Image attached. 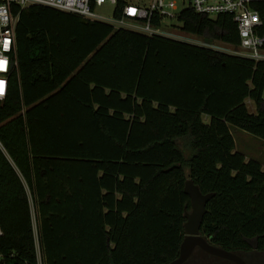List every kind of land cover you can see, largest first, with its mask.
<instances>
[{
  "label": "trees",
  "instance_id": "16d2710c",
  "mask_svg": "<svg viewBox=\"0 0 264 264\" xmlns=\"http://www.w3.org/2000/svg\"><path fill=\"white\" fill-rule=\"evenodd\" d=\"M13 10L17 66L0 102L4 264H36L31 202L43 264H168L188 178L214 192L202 234L227 250L264 248V164L235 150L229 129L264 140V61L48 6ZM177 19L207 43L239 42L228 14L188 7Z\"/></svg>",
  "mask_w": 264,
  "mask_h": 264
},
{
  "label": "built area",
  "instance_id": "2783aa9c",
  "mask_svg": "<svg viewBox=\"0 0 264 264\" xmlns=\"http://www.w3.org/2000/svg\"><path fill=\"white\" fill-rule=\"evenodd\" d=\"M119 0H0V102L8 93L9 78L17 66L15 29L19 12L14 6L24 8L30 5H43L61 11L77 14L83 18L112 24L144 35H167L163 27L168 20L178 18L185 8L191 7L196 13L206 14L210 18L228 14L236 24L239 42L232 44L220 41L222 48L215 41L207 43L209 48L237 55L254 61H264V0H180L178 11L176 0H149L147 3L123 0L120 15H115ZM109 5L111 18L98 14L95 8ZM210 44V45H209ZM264 98V91H263ZM23 107L21 112L23 113ZM1 144V143H0ZM29 194V190L25 185ZM32 209V208H31ZM33 210V209H32ZM31 210V211H32ZM33 217V211H32ZM0 226V236H2ZM36 264H43L38 231L33 222ZM4 254L0 253V264H4Z\"/></svg>",
  "mask_w": 264,
  "mask_h": 264
},
{
  "label": "water",
  "instance_id": "95a60500",
  "mask_svg": "<svg viewBox=\"0 0 264 264\" xmlns=\"http://www.w3.org/2000/svg\"><path fill=\"white\" fill-rule=\"evenodd\" d=\"M184 191L190 197L191 208L184 213L186 220L184 222V236L180 243L179 254L168 264L183 263L196 246L210 253L231 259L237 264H246L244 259L238 254L219 245L210 243L200 231L202 219L206 212V203L214 195V192L202 193L198 185L190 178L185 182Z\"/></svg>",
  "mask_w": 264,
  "mask_h": 264
},
{
  "label": "rangeland",
  "instance_id": "374dc122",
  "mask_svg": "<svg viewBox=\"0 0 264 264\" xmlns=\"http://www.w3.org/2000/svg\"><path fill=\"white\" fill-rule=\"evenodd\" d=\"M129 1L138 3L136 0H129ZM138 1L141 3H147L149 0H138ZM176 1L178 2V11H179L185 5H182L179 2L180 0H176ZM95 11L100 15L111 18L112 8L109 5L98 6L95 8ZM167 22L168 23L165 24V26L163 27L164 29H166L165 31L167 32V35L164 36L181 41H186L192 44L208 46V44L204 41V39L201 36L183 31L181 29L182 23L178 19L176 18L170 19ZM215 42L217 45H220L217 47L221 49L222 44L220 43V41H215ZM245 102L247 104V108L249 112L251 113L255 112L254 102L249 98L246 99ZM204 121L207 122L208 117L205 116ZM229 129L234 137L235 150L243 153L246 159H250V158L258 159L264 164V140L232 124H229ZM31 207L32 209L34 208L32 202H31ZM32 211H33V222L37 230L36 215L34 210Z\"/></svg>",
  "mask_w": 264,
  "mask_h": 264
},
{
  "label": "flooded vegetation",
  "instance_id": "af4514ba",
  "mask_svg": "<svg viewBox=\"0 0 264 264\" xmlns=\"http://www.w3.org/2000/svg\"><path fill=\"white\" fill-rule=\"evenodd\" d=\"M204 236L210 243L215 244L210 241L207 235ZM250 244L251 246L247 249L238 248L230 251L238 254L242 259H244L246 264H264V248L260 249L256 247V244L252 240H250ZM181 264H237V263L231 259H228L226 257L214 253H210L200 248L199 246H196L193 249L190 256Z\"/></svg>",
  "mask_w": 264,
  "mask_h": 264
}]
</instances>
